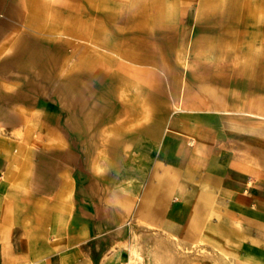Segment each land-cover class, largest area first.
<instances>
[{"label":"crops","instance_id":"0c3cea01","mask_svg":"<svg viewBox=\"0 0 264 264\" xmlns=\"http://www.w3.org/2000/svg\"><path fill=\"white\" fill-rule=\"evenodd\" d=\"M200 2L198 20L253 27L247 51L205 32L194 53L210 60L176 110H101L93 125L83 107L85 124L63 127L26 76L42 67L26 2L0 0V264H264V0Z\"/></svg>","mask_w":264,"mask_h":264},{"label":"rangeland","instance_id":"374dc122","mask_svg":"<svg viewBox=\"0 0 264 264\" xmlns=\"http://www.w3.org/2000/svg\"><path fill=\"white\" fill-rule=\"evenodd\" d=\"M25 2V30L38 42L32 44L41 50L42 60L41 69H30L26 76L41 82L35 88H40L43 96L58 98L63 127L68 115L75 125L83 126V107L93 114V125L101 110L103 115L135 107L176 110L183 79L189 80L198 70L195 61L210 60L194 53V39L211 32L213 44H223L218 50L229 41L235 44V52H241L246 49L243 41L253 30L242 23L233 33L232 22L217 15L198 20L200 0ZM257 3L258 0H249L250 11ZM142 18L147 27L136 26ZM254 28L262 29L259 25ZM133 36L142 45L132 43ZM71 76L75 82L73 101L66 100V81ZM99 97L105 102L98 110L95 103ZM109 119L112 116L102 117L103 121Z\"/></svg>","mask_w":264,"mask_h":264},{"label":"bare ground","instance_id":"6f19581e","mask_svg":"<svg viewBox=\"0 0 264 264\" xmlns=\"http://www.w3.org/2000/svg\"><path fill=\"white\" fill-rule=\"evenodd\" d=\"M229 1H232V0H220V1H218L219 3H223V5H226L225 3H228ZM228 5H230L229 3H228ZM229 8V7H228Z\"/></svg>","mask_w":264,"mask_h":264}]
</instances>
